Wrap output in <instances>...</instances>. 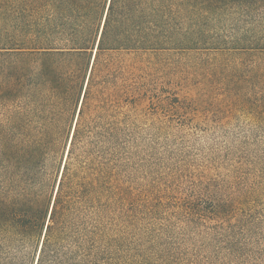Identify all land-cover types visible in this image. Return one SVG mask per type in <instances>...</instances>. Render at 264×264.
I'll use <instances>...</instances> for the list:
<instances>
[{
  "label": "trees",
  "instance_id": "obj_1",
  "mask_svg": "<svg viewBox=\"0 0 264 264\" xmlns=\"http://www.w3.org/2000/svg\"><path fill=\"white\" fill-rule=\"evenodd\" d=\"M182 101L261 108L264 0H0V264H264L251 203L152 178Z\"/></svg>",
  "mask_w": 264,
  "mask_h": 264
},
{
  "label": "rangeland",
  "instance_id": "obj_2",
  "mask_svg": "<svg viewBox=\"0 0 264 264\" xmlns=\"http://www.w3.org/2000/svg\"><path fill=\"white\" fill-rule=\"evenodd\" d=\"M163 80L157 91L170 101L198 94L192 83ZM182 103L176 111L160 113L168 127L155 134L152 178L176 182L180 193L200 200L251 203L250 219L258 222L255 247L264 248V102L260 109L230 115L216 106L193 110ZM243 211L249 214V207Z\"/></svg>",
  "mask_w": 264,
  "mask_h": 264
},
{
  "label": "water",
  "instance_id": "obj_3",
  "mask_svg": "<svg viewBox=\"0 0 264 264\" xmlns=\"http://www.w3.org/2000/svg\"><path fill=\"white\" fill-rule=\"evenodd\" d=\"M74 126V125H73ZM73 129V128H72ZM72 133V132H71Z\"/></svg>",
  "mask_w": 264,
  "mask_h": 264
}]
</instances>
